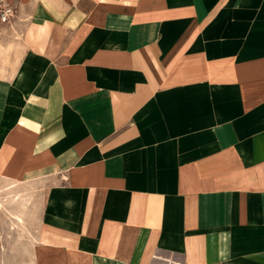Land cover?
<instances>
[{"label":"crops","instance_id":"1","mask_svg":"<svg viewBox=\"0 0 264 264\" xmlns=\"http://www.w3.org/2000/svg\"><path fill=\"white\" fill-rule=\"evenodd\" d=\"M0 183L40 188L30 264H264V0H8Z\"/></svg>","mask_w":264,"mask_h":264},{"label":"rangeland","instance_id":"2","mask_svg":"<svg viewBox=\"0 0 264 264\" xmlns=\"http://www.w3.org/2000/svg\"><path fill=\"white\" fill-rule=\"evenodd\" d=\"M39 190L28 182L0 183V264L31 263Z\"/></svg>","mask_w":264,"mask_h":264},{"label":"built area","instance_id":"3","mask_svg":"<svg viewBox=\"0 0 264 264\" xmlns=\"http://www.w3.org/2000/svg\"><path fill=\"white\" fill-rule=\"evenodd\" d=\"M13 14V5L8 0H0V23L8 22Z\"/></svg>","mask_w":264,"mask_h":264},{"label":"bare ground","instance_id":"4","mask_svg":"<svg viewBox=\"0 0 264 264\" xmlns=\"http://www.w3.org/2000/svg\"><path fill=\"white\" fill-rule=\"evenodd\" d=\"M19 218V217H18Z\"/></svg>","mask_w":264,"mask_h":264}]
</instances>
